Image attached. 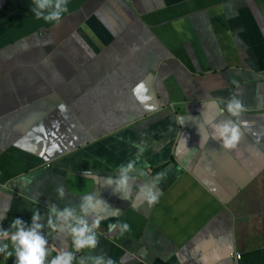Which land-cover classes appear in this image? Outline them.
<instances>
[{
    "label": "crops",
    "instance_id": "obj_1",
    "mask_svg": "<svg viewBox=\"0 0 264 264\" xmlns=\"http://www.w3.org/2000/svg\"><path fill=\"white\" fill-rule=\"evenodd\" d=\"M0 264H264V0H0Z\"/></svg>",
    "mask_w": 264,
    "mask_h": 264
},
{
    "label": "water",
    "instance_id": "obj_2",
    "mask_svg": "<svg viewBox=\"0 0 264 264\" xmlns=\"http://www.w3.org/2000/svg\"><path fill=\"white\" fill-rule=\"evenodd\" d=\"M132 174H140L145 180H148L151 177L147 168H139V169H134V170H127V171H123V172H118L117 176L122 177V176L132 175Z\"/></svg>",
    "mask_w": 264,
    "mask_h": 264
},
{
    "label": "built area",
    "instance_id": "obj_3",
    "mask_svg": "<svg viewBox=\"0 0 264 264\" xmlns=\"http://www.w3.org/2000/svg\"><path fill=\"white\" fill-rule=\"evenodd\" d=\"M234 255H236V256H237V258H239V259H240V258H242V255H243V254H242V253H238V254H234Z\"/></svg>",
    "mask_w": 264,
    "mask_h": 264
}]
</instances>
